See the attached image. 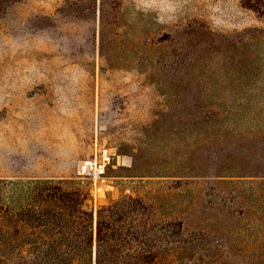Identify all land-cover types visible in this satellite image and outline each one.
<instances>
[{
    "label": "rangeland",
    "instance_id": "rangeland-1",
    "mask_svg": "<svg viewBox=\"0 0 264 264\" xmlns=\"http://www.w3.org/2000/svg\"><path fill=\"white\" fill-rule=\"evenodd\" d=\"M104 144L125 164L96 211L140 196L176 264H264V0H0V212L33 181L90 191L77 165ZM29 227L32 259L58 260Z\"/></svg>",
    "mask_w": 264,
    "mask_h": 264
},
{
    "label": "trees",
    "instance_id": "trees-1",
    "mask_svg": "<svg viewBox=\"0 0 264 264\" xmlns=\"http://www.w3.org/2000/svg\"><path fill=\"white\" fill-rule=\"evenodd\" d=\"M107 43L102 31L100 51L104 56ZM20 189L33 195L34 201L17 202L16 213H12L13 204L8 201L0 212L4 246L15 253L18 264H37L39 260L31 256L29 225L34 220L38 226L52 230L43 232L61 237L59 246L54 244L45 251L48 256L58 254L59 259L40 258L39 264H176L174 230L140 196H123L101 204L96 211L92 194L81 186L38 180ZM12 190L18 192L19 188L14 186ZM12 235L20 240L13 245ZM113 254L121 255V259L115 260Z\"/></svg>",
    "mask_w": 264,
    "mask_h": 264
},
{
    "label": "built area",
    "instance_id": "built-area-1",
    "mask_svg": "<svg viewBox=\"0 0 264 264\" xmlns=\"http://www.w3.org/2000/svg\"><path fill=\"white\" fill-rule=\"evenodd\" d=\"M121 163L125 164V155L104 144L97 146L92 156L80 160L76 173L78 177L90 181V191L97 199L105 192L110 168Z\"/></svg>",
    "mask_w": 264,
    "mask_h": 264
},
{
    "label": "water",
    "instance_id": "water-1",
    "mask_svg": "<svg viewBox=\"0 0 264 264\" xmlns=\"http://www.w3.org/2000/svg\"><path fill=\"white\" fill-rule=\"evenodd\" d=\"M96 225H97V222H96ZM95 256H96V251H95Z\"/></svg>",
    "mask_w": 264,
    "mask_h": 264
}]
</instances>
